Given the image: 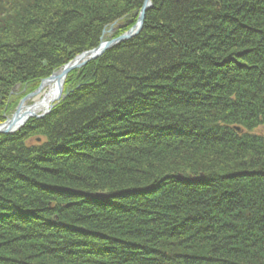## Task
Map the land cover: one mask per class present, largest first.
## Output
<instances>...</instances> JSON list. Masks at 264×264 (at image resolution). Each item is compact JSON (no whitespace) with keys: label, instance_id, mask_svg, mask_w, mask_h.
I'll use <instances>...</instances> for the list:
<instances>
[{"label":"trees","instance_id":"16d2710c","mask_svg":"<svg viewBox=\"0 0 264 264\" xmlns=\"http://www.w3.org/2000/svg\"><path fill=\"white\" fill-rule=\"evenodd\" d=\"M152 1L0 136V264H264V0ZM144 3L0 0V123Z\"/></svg>","mask_w":264,"mask_h":264},{"label":"water","instance_id":"95a60500","mask_svg":"<svg viewBox=\"0 0 264 264\" xmlns=\"http://www.w3.org/2000/svg\"><path fill=\"white\" fill-rule=\"evenodd\" d=\"M145 5L142 7L141 11L139 12V20H138V26L135 29H132L129 32L130 37L128 38H122L118 40L117 42H111V43H102L99 47H97L94 51L87 52L84 55L78 57L77 59L74 60L71 64L65 66L64 70H62L59 73H54L53 77L42 81V86L41 88L36 91L35 93H32L31 96H29L27 99L21 102V105L17 112L12 116V118H8L7 121L4 124L0 125V135H10L17 133L19 130L22 129V126L26 124L30 119L33 118H42L44 115L49 114L55 107V103L59 102L60 99L64 98V88L66 84V79L67 76L73 72L75 69H79L84 67L86 64H88L90 61H96L97 58L101 57L107 50L111 49L112 46L117 45V43L123 42V41H128V39L133 38L132 35L139 36L140 34V28L143 25V21L146 18L148 8L151 7V2L150 0L145 1ZM55 84L56 90L53 93V98L51 101L48 103V106L46 107V110L44 113L39 116L38 111H36V108L38 110V107H41L43 101L46 99L44 98L41 103H39L38 107H33L32 109L25 110V102L26 100L32 99L35 96L40 95V93L46 88V87H51Z\"/></svg>","mask_w":264,"mask_h":264},{"label":"rangeland","instance_id":"374dc122","mask_svg":"<svg viewBox=\"0 0 264 264\" xmlns=\"http://www.w3.org/2000/svg\"><path fill=\"white\" fill-rule=\"evenodd\" d=\"M146 1V0H145ZM150 2H151V7H149L148 8V11L149 10H151L152 8H153V4H154V2L152 1V0H150ZM146 3V2H145ZM145 3H144V5H145ZM143 5V6H144ZM142 9V8H141ZM141 11V10H140ZM139 11V12H140ZM139 14V13H138ZM147 15H148V12H147ZM147 15H146V18H147ZM139 16H140V14H139ZM139 16H138V20H139ZM146 18L144 19V21H143V25L141 26V30H140V34L144 31V29L146 28ZM138 20H137V22H136V24H135V26L133 27V28H131V29H129V30H127V32H122L120 35H118L117 37H115L114 35H116V33L119 31V29H123V26H120V25H115V24H113V25H110V27H107V28H105V30H104V32H103V39H102V42H101V44L102 43H111V42H117L118 40H120V39H122V38H128V37H130V36H128L129 35V32L132 30V29H135L137 26H138ZM140 34H139V36H140ZM133 36V38H131V39H128V41L129 40H132V39H135V38H138L139 36H135L134 37V35H132ZM128 41H123V42H120V43H117V45H114V46H112V48L111 49H113V48H117V46L118 45H120V44H122V43H125V42H128ZM100 44V45H101ZM99 45V46H100ZM98 46V47H99ZM97 48V47H96ZM95 48V49H96ZM111 49H109V50H111ZM109 50H107V51H109ZM91 51H94V50H91ZM91 51H85V53H87V52H91ZM107 51L103 54V55H105L106 53H107ZM85 53H83L82 55H84ZM82 55H78L77 57H75L74 58V60L75 59H77L78 57H80V56H82ZM102 55V56H103ZM101 56V57H102ZM100 58V57H99ZM99 58H97L96 60H98ZM74 60L73 61H71L70 63H68V64H66L65 66H67V65H69V64H71L72 62H74ZM95 61V60H94ZM94 61H90L88 64H90V63H92V62H94ZM88 64H86L84 67H82V68H79V69H75L73 72H71L68 76H67V79H66V81L70 78V76H72V75H74V74H76V72L77 71H80V70H83ZM65 66H64V68H65ZM64 68H62L61 70H59V71H57L56 73H59V72H61L62 70H64ZM54 75V74H53ZM53 75L51 76V77H53ZM51 77H49V78H51ZM49 78H46V79H43L42 81H44V80H47V79H49ZM65 81V82H66ZM42 83V82H41ZM66 84H67V82H66ZM66 84H65V88H66ZM41 86H42V84H41ZM41 86L36 90V91H38L40 88H41ZM53 86H55V84H53ZM53 86H51V87H46L41 93H40V95H38V96H35V97H33L32 99H29V100H26V102H25V106H26V108H25V110H27V108L28 109H32L33 107H38L39 105V103H41L42 101H43V99L44 98H46L47 96H48V94H49V92L51 91V89H53ZM75 89H74V88ZM84 87H86V86H83V85H80V84H78V83H76L75 82V84H73V86L72 87H70V88H68V90H66L65 88H64V98H62V99H60V101L59 102H57V103H55V107H54V109L56 108V107H58L59 105H61V103L62 102H64L69 96H71V95H73L74 94V92L72 93V91H75V90H79V89H82V88H84ZM73 88V90H71ZM20 89H21V86L20 85H18V86H16L13 90H12V92H11V96H15V97H18V98H21L22 97V94L23 93H25V91H23V93H21V95H20ZM36 91H34V92H32V93H35ZM32 93H30V94H27L26 96H23L22 98H21V100H19V103H18V105H17V107H16V110H15V112L13 113V114H11V116H9V117H6L7 119L8 118H12V116L17 112V110L19 109V107H20V105H21V102L22 101H24L25 99H27L29 96H31L32 95ZM146 94H150V93H145V95ZM139 96V95H138ZM142 97V96H141ZM140 97V98H141ZM53 98V97H52ZM143 98V97H142ZM144 99V98H143ZM142 99V100H143ZM144 101V100H143ZM138 102V101H137ZM125 104H127V102L126 103H124L123 105H122V109H125ZM39 108H41V107H38V109ZM53 109V110H54ZM46 110V108H44V110H42V109H40V110H37V108H36V111H38V115L39 116H41L43 113H44V111ZM52 110V111H53ZM51 111V112H52ZM50 112V113H51ZM49 113V114H50ZM49 114H47V115H44V117H42V118H33V119H30L26 124H24L23 126H22V129L21 130H19L17 133H14V134H12V135H16V134H18V133H20L23 129H24V127L27 125V124H29V122H31V121H33V120H44V118L45 117H47ZM7 119H6V121H7ZM5 121V122H6ZM5 122H3V123H0V125L1 124H4ZM237 129H238V131H240V128L239 127H237ZM257 133H260V132H262V134H264V128H261V129H259V130H257L256 131ZM2 135V134H1ZM0 135V136H1ZM2 136H5V137H10V135H2ZM34 142H35V140H34ZM34 142H30L31 144H34ZM37 143H40V144H42L41 142H42V140L41 139H37V141H36ZM169 187H170V189H172V188H174L175 187V185H169ZM99 198H102L104 195H106V193L104 192H102V193H98V194H96Z\"/></svg>","mask_w":264,"mask_h":264},{"label":"bare ground","instance_id":"6f19581e","mask_svg":"<svg viewBox=\"0 0 264 264\" xmlns=\"http://www.w3.org/2000/svg\"><path fill=\"white\" fill-rule=\"evenodd\" d=\"M55 90H56V86H53V89H51L48 96L46 97V99L41 104L42 105L41 108H39L38 110H40V109L44 110V108H46L48 106V103L51 101V99L53 97V93Z\"/></svg>","mask_w":264,"mask_h":264}]
</instances>
